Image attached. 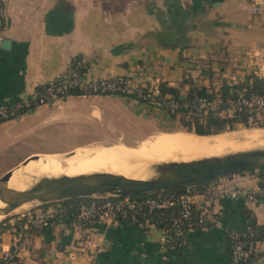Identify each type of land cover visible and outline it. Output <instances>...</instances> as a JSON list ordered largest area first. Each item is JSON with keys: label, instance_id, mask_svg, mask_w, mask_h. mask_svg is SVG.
<instances>
[{"label": "crops", "instance_id": "1", "mask_svg": "<svg viewBox=\"0 0 264 264\" xmlns=\"http://www.w3.org/2000/svg\"><path fill=\"white\" fill-rule=\"evenodd\" d=\"M3 1L8 24L0 35V102L29 96L73 64L89 78L123 75L152 85L161 81L179 85L185 75L193 76L202 68L240 81L254 74L253 48L264 47V26L251 9V0ZM4 38L11 39L9 48L2 47ZM222 55L228 61L226 68L219 60ZM209 81L206 77L204 82ZM152 118L168 122L163 108L134 98L70 94L52 106L42 104L0 122V153L52 124L67 126L68 135L75 137L114 138L137 132L138 119L143 128L132 135L144 136L145 123ZM220 177L248 187L261 180L258 167ZM193 198L205 222L187 230V242L179 249L165 244L161 228L119 218L83 226L67 217L65 225L48 221L32 227L14 262L229 264L228 229H246L250 219L264 228V202L253 204L242 197L212 201L202 194ZM26 223L27 217L20 214L0 222V254L3 246H13L15 237L22 238ZM258 243V258L251 264H264V237Z\"/></svg>", "mask_w": 264, "mask_h": 264}, {"label": "built area", "instance_id": "2", "mask_svg": "<svg viewBox=\"0 0 264 264\" xmlns=\"http://www.w3.org/2000/svg\"><path fill=\"white\" fill-rule=\"evenodd\" d=\"M251 9L259 15L264 26V0H251ZM253 64L256 66L254 75L264 79V47L253 48ZM143 85L141 81L133 82L123 75L89 78L80 65L70 66L64 75L38 85L29 96L15 101L0 102V122L21 115L25 112L23 108H26V111L31 110L33 107L69 95L71 89L92 93L136 90L144 98L151 97L156 107L160 108L167 103L171 107L177 106V100L171 96L167 100L154 98V95L159 93L158 84L152 85L151 91L154 94H143ZM217 100L201 97L199 103L201 106L211 105L219 114L233 115L235 107L239 105H247L253 109V112H264V82L261 90H253L250 95L241 94L236 98H228L226 103L229 106L226 109L219 108ZM260 179V182L253 187H248L231 183L221 177H214L200 182L186 183L180 190L146 195H94L90 199H78L66 204L54 201L46 208L22 211L20 215L27 217L22 238L15 237L13 246L2 247L0 264H15L17 248L25 245L32 227H38L48 221H59L65 225L64 220L67 217L76 219L78 224L83 226L109 223L119 218L141 226L161 228L165 244L174 249L179 238L186 237L190 227L205 222V214L195 211L197 205L194 202V195L202 194L212 201L221 197H242L250 203L258 204L264 202V166L260 167ZM215 221L219 222L216 218ZM228 235L231 242L229 264H251L258 258L259 243L255 239V230L250 225L246 229L229 228Z\"/></svg>", "mask_w": 264, "mask_h": 264}, {"label": "bare ground", "instance_id": "3", "mask_svg": "<svg viewBox=\"0 0 264 264\" xmlns=\"http://www.w3.org/2000/svg\"><path fill=\"white\" fill-rule=\"evenodd\" d=\"M196 134L178 130L161 131L136 145L100 143L92 147L108 145L69 153H41L26 164L17 166L8 180V185L25 189L42 176L63 174L94 176L122 173L145 178L154 173L153 166L159 162L190 160L264 147V129H239L208 136ZM4 203L0 199V206L5 205ZM26 203L28 202L23 204ZM4 216L0 212V219Z\"/></svg>", "mask_w": 264, "mask_h": 264}, {"label": "water", "instance_id": "4", "mask_svg": "<svg viewBox=\"0 0 264 264\" xmlns=\"http://www.w3.org/2000/svg\"><path fill=\"white\" fill-rule=\"evenodd\" d=\"M11 42L10 38H4L1 45L9 48ZM67 96L65 95L47 105L52 106L66 99ZM32 157L36 158L37 156L29 155L0 176V199L5 202V205L0 206V212L5 215L25 202L37 201L40 204H46L80 196L140 194L264 166V147L197 159L159 162L153 166L154 173L145 178L122 173H103L94 176L63 174L60 176H42L25 189L10 187L8 180L14 169L21 164H26ZM255 236L263 238L264 230L257 228Z\"/></svg>", "mask_w": 264, "mask_h": 264}, {"label": "trees", "instance_id": "5", "mask_svg": "<svg viewBox=\"0 0 264 264\" xmlns=\"http://www.w3.org/2000/svg\"><path fill=\"white\" fill-rule=\"evenodd\" d=\"M4 1L0 0V35L3 28L8 24V19L3 13ZM77 64H73L75 66ZM81 67V66H80ZM82 68V67H81ZM84 71V69L82 68ZM202 73L208 74L210 81L209 83L197 82L192 78L191 75H185L179 85L171 84L168 81H161L158 83L159 93L154 95L155 99H165L173 97L177 100V106L171 107L168 103L162 105L165 111L166 117L169 122H173L176 118L181 122L182 129L184 132H193L202 136L215 135L220 133L232 132L239 130V128H250V127H264V123L257 126H253V121L256 123L264 118L263 111H254L247 105H239L235 107L233 115L219 114L215 112V109L211 105L201 106L199 98L206 97L209 100L218 99L217 103L219 108L226 109L229 105L226 103L228 98H236L243 95H250L253 90H261L264 82L263 78H259L254 74H247L244 80L233 81L226 77H221L218 80H213L212 69L202 68ZM187 86V87H186ZM186 88V90H184ZM152 84L147 82L142 87L143 94H154L151 91ZM103 93L119 94L125 97L134 98L140 102L156 107L151 97L144 98L141 93L135 91L118 90V91H105ZM70 94H92L91 91H82L79 89H71ZM31 109H34L31 108ZM23 110L26 111V108ZM239 124H243V127H238ZM172 130V129H168ZM196 134V135H197ZM263 166H261L262 168ZM255 168V167H254ZM253 168V169H254ZM252 169V168H251ZM182 185L173 186L165 189L164 191L180 190ZM156 193V192H153ZM90 199L92 196H80L77 198L63 199L62 203H69L77 201L78 199ZM196 212H200L198 208ZM5 220V219H4ZM2 220L1 222H3ZM249 225L256 230L257 228L263 229L257 225L254 220H249ZM258 241L259 238L255 237ZM187 242L186 237L179 238L174 249H179L185 246Z\"/></svg>", "mask_w": 264, "mask_h": 264}, {"label": "rangeland", "instance_id": "6", "mask_svg": "<svg viewBox=\"0 0 264 264\" xmlns=\"http://www.w3.org/2000/svg\"><path fill=\"white\" fill-rule=\"evenodd\" d=\"M201 59H195L196 64H201L200 62ZM219 60L222 62L223 67L228 66V61L225 59V56L222 55L220 56ZM213 71V80H218L219 78L223 77L221 74L217 75ZM195 75V76H194ZM192 76L194 80L197 82H204L206 77H209L208 74H204L200 71L195 72ZM186 90V89H184ZM106 94V93H103ZM261 123H264V118L259 120L258 122L253 121V126H257ZM147 127V133L144 136H141L139 134L132 135V133H140L142 130V125L143 122H141L139 119L135 122L136 131L137 132H129V136L125 137H114V138H105V137H99V138H94V137H84L81 135L80 137H75L72 135H68V131H71L66 127H64L62 124H52L48 125L47 127H44L42 129H39L38 132H35L37 134L30 135L27 139V141L23 143H16L11 145L10 147L6 148V151H2L0 153V176L4 174L10 167L11 165L15 164L20 160L23 156H25L27 153L30 151H35L31 155H40L41 153L45 154H52V153H69L70 151H80V150H86V149H92V148H100V147H105L106 145H102L99 147H92L100 143H111V144H120V143H126L130 145H136L144 140H147L149 138H152L154 135L161 131H173L177 129H182L181 122L179 121L178 118H176L173 122H167V121H161L158 120L157 118H152L147 120L145 123ZM74 128H77L78 126L71 125ZM238 127H243V124H239ZM172 130H168V129ZM254 129H264V127H250ZM241 129H248V128H239ZM183 131V130H180ZM75 132V131H72ZM260 168L261 166H257ZM167 189V188H166ZM165 189H161L158 191H152V192H146V193H140L137 195H146V194H155L153 192H162ZM62 201V200H58ZM50 205V203L46 204H40L39 202H28L26 204L21 205L18 207L15 211L10 212L9 214L5 215L3 219L0 220H6L9 217H12L16 214H20L22 211H27V210H33L37 208H46Z\"/></svg>", "mask_w": 264, "mask_h": 264}]
</instances>
